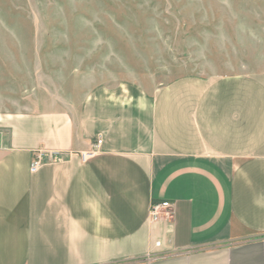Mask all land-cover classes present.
<instances>
[{
    "label": "crops",
    "instance_id": "0c3cea01",
    "mask_svg": "<svg viewBox=\"0 0 264 264\" xmlns=\"http://www.w3.org/2000/svg\"><path fill=\"white\" fill-rule=\"evenodd\" d=\"M159 200L172 219L150 220ZM0 264H264V75L0 111Z\"/></svg>",
    "mask_w": 264,
    "mask_h": 264
},
{
    "label": "rangeland",
    "instance_id": "374dc122",
    "mask_svg": "<svg viewBox=\"0 0 264 264\" xmlns=\"http://www.w3.org/2000/svg\"><path fill=\"white\" fill-rule=\"evenodd\" d=\"M231 73L264 75V0H0V111Z\"/></svg>",
    "mask_w": 264,
    "mask_h": 264
},
{
    "label": "built area",
    "instance_id": "2783aa9c",
    "mask_svg": "<svg viewBox=\"0 0 264 264\" xmlns=\"http://www.w3.org/2000/svg\"><path fill=\"white\" fill-rule=\"evenodd\" d=\"M101 137H97L95 142L92 144V149L87 152L80 154L82 160H84L88 155L92 154L101 144ZM43 152L37 150L33 158L30 161L29 170L31 172L36 171L42 164ZM149 217L151 221H158L161 219H172L173 217V203L170 200H159L152 201L149 207Z\"/></svg>",
    "mask_w": 264,
    "mask_h": 264
}]
</instances>
